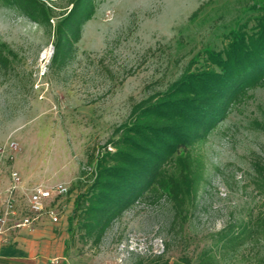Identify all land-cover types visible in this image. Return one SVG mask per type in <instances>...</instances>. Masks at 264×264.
Masks as SVG:
<instances>
[{
	"label": "rangeland",
	"instance_id": "1",
	"mask_svg": "<svg viewBox=\"0 0 264 264\" xmlns=\"http://www.w3.org/2000/svg\"><path fill=\"white\" fill-rule=\"evenodd\" d=\"M261 4L264 0H98L76 57L62 70L51 67L54 39L46 29L0 4V44L17 56L8 70L0 69V198L14 186L12 172L22 192L68 187L55 201L59 221L48 219L65 228L67 256L75 264H135L164 253L167 244L170 264H185L182 258L196 264L204 251L221 258L222 237L244 228L252 237L220 264H263L264 236L255 230L264 216V196L253 183L252 162L264 165V132L256 126L264 121V87L250 90L211 134L188 149L203 161L205 174L187 223L172 226V204L149 193L112 224L99 246L82 237L76 222L69 225L82 190L78 181L92 180V150L111 138L135 103L166 90L204 48L222 50L237 25L254 27L253 8Z\"/></svg>",
	"mask_w": 264,
	"mask_h": 264
},
{
	"label": "trees",
	"instance_id": "2",
	"mask_svg": "<svg viewBox=\"0 0 264 264\" xmlns=\"http://www.w3.org/2000/svg\"><path fill=\"white\" fill-rule=\"evenodd\" d=\"M57 1L0 0V4L46 29L54 39L51 67L62 70L76 57L83 27L95 17L98 0H64V7ZM253 9L254 27L237 25L222 50L204 48L166 90L135 103L111 138L92 150L88 156L92 180L78 181L82 190L69 218L70 227L76 222L83 238L99 246L112 224L149 193L172 204V226L188 222L205 174L203 161L188 149L211 134L250 90L264 87V4ZM16 57L7 44H0V69L8 70ZM256 126L264 132V121ZM252 169L255 188L264 196V165L255 160ZM255 231L264 236V216ZM229 232L221 240V258L236 253L253 234L248 228ZM168 251L167 244L164 253ZM164 253L135 264H170ZM221 258L204 251L196 264H220ZM182 261L192 264L188 258ZM261 261L264 264V258Z\"/></svg>",
	"mask_w": 264,
	"mask_h": 264
},
{
	"label": "crops",
	"instance_id": "3",
	"mask_svg": "<svg viewBox=\"0 0 264 264\" xmlns=\"http://www.w3.org/2000/svg\"><path fill=\"white\" fill-rule=\"evenodd\" d=\"M66 240L65 228L47 216L34 229L11 227L0 240V264H75L67 256Z\"/></svg>",
	"mask_w": 264,
	"mask_h": 264
},
{
	"label": "built area",
	"instance_id": "4",
	"mask_svg": "<svg viewBox=\"0 0 264 264\" xmlns=\"http://www.w3.org/2000/svg\"><path fill=\"white\" fill-rule=\"evenodd\" d=\"M13 143L11 148H16ZM14 186L8 191V197L0 198V240L11 228L15 229H34L41 221L42 217H49L54 223L59 221V214L56 211L55 201L69 193V188L63 184L56 185L49 189L42 186H35L22 192L20 178L17 172H12ZM24 193L25 206L24 212L19 210L18 197ZM105 264H116L106 262Z\"/></svg>",
	"mask_w": 264,
	"mask_h": 264
}]
</instances>
